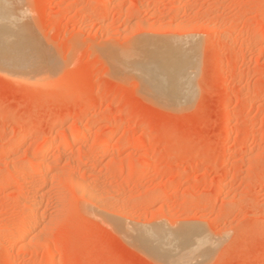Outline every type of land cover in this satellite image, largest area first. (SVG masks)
<instances>
[{"label":"rangeland","instance_id":"obj_1","mask_svg":"<svg viewBox=\"0 0 264 264\" xmlns=\"http://www.w3.org/2000/svg\"><path fill=\"white\" fill-rule=\"evenodd\" d=\"M0 7L37 69L0 64V264H264V0ZM172 50L185 96L146 66ZM145 227L205 241L163 263Z\"/></svg>","mask_w":264,"mask_h":264},{"label":"bare ground","instance_id":"obj_2","mask_svg":"<svg viewBox=\"0 0 264 264\" xmlns=\"http://www.w3.org/2000/svg\"><path fill=\"white\" fill-rule=\"evenodd\" d=\"M1 10H3L1 7H0V19H2V18H8V14L5 12V11H1ZM2 12H4V13H6V15L5 16H3L4 14L2 13ZM8 15V16H7ZM2 17V18H1ZM9 18L10 19H8L7 21H9V20H11L12 18L9 16ZM12 20H14V19H12ZM0 22H2V23H0V64L2 63V62H4L5 63V61H6V65H7V67L9 66V63H10V67H9V69H12V68H14V67H16V68H18V67H20L18 70V72L17 73H19L20 72V70L22 71L24 68H25V71H28V73H33L34 75H35V73L37 74V72L35 71V69L36 68H34L35 66H33V64L31 63V62H29L28 61V57L27 58H25V60H27L31 65H29V63L28 62H25V60H24V58H22V56H25L22 52H20V51H18V50H14V49H12V50H14V53L13 54H11L10 53V55H8L7 56V54L6 55H2V52H5L6 50V48L7 47H9V48H13V47H10L11 45H9L12 41H15V40H11V42L9 41V39L10 38H12L13 39V35L11 34V33H14V29L13 30H11L10 28H9V25L8 24H6V20H5V23H3L4 21H0ZM10 22V21H9ZM8 23V22H7ZM11 23V22H10ZM14 23H15V21H14ZM13 25V24H12ZM14 27V26H13ZM11 28H12V26H11ZM15 29H16V27H15ZM17 32L19 31L18 29L16 30ZM17 32H15V33H17ZM18 33H20V31L18 32ZM9 34H11L13 37H10V35ZM22 35V34H21ZM16 36V35H15ZM18 36V39H19V41H17V46L19 45V48H20V46L22 45V43L23 42H25V40H24V37H19V35H17ZM23 36V35H22ZM16 39V38H15ZM17 39V40H18ZM15 43H16V41H15ZM14 43V44H15ZM13 44V45H14ZM25 44V43H24ZM169 44V43H168ZM16 46V47H17ZM15 47V46H14ZM21 47H23V46H21ZM19 48H16V49H19ZM24 48V47H23ZM23 48L21 49V50H23ZM168 48V47H167ZM175 48L176 47H173V49L175 50ZM164 49V48H163ZM170 49V48H169ZM168 49V50H169ZM176 49H178V48H176ZM183 49V48H182ZM5 50V51H4ZM165 50V49H164ZM174 50H172V51H174ZM180 50V49H179ZM9 50H7V52H8ZM160 51V50H159ZM161 51H163V50H161ZM157 52V51H156ZM183 52H184V50H183ZM159 52H157V54H158ZM168 53V52H167ZM172 52H170V54H166V55H158L156 58H154L153 57V59H151L149 56H147V58L149 57L151 60H147V63H146V66L148 67V68H150V69H156L158 72H160L161 73V75H162V77L165 79V81H166V84H167V86L169 87V90H171V91H177V92H183L182 94H184V96H185V92L183 91L184 90V88H186L187 89V86H184L185 84H181V83H186L184 80L185 79H182V77H181V74H182V76H184L185 75V71H186V69L185 68H187L186 67V63L188 62V60H187V58H185V59H180V55L179 54H177L176 53V51H174V54L172 53ZM176 53V54H175ZM180 53H182V51H180ZM146 54V53H145ZM156 54V55H157ZM185 54V53H184ZM154 55V54H153ZM177 55V56H176ZM4 56L6 57H9L8 59H6V58H4ZM179 56V57H178ZM184 56H186V54L184 55ZM178 57V58H177ZM146 58V59H147ZM172 58V59H171ZM189 58V57H188ZM191 58V57H190ZM189 58V59H190ZM137 60H138V58H136ZM169 59V60H168ZM24 60V61H23ZM127 60V59H126ZM172 60V62H170ZM7 61H8V63H7ZM132 61H134V60H132ZM168 61H169V64H168ZM127 62V61H126ZM135 62V61H134ZM26 63H27V66H26ZM3 64V63H2ZM12 64V65H11ZM35 64V63H34ZM137 64V63H136ZM6 65H4L5 67H6ZM37 65V64H36ZM42 65V64H41ZM2 66V65H1ZM0 66V67H1ZM12 66V67H11ZM14 66V67H13ZM24 67V66H26V67H24L23 69H22V67ZM38 66V65H37ZM136 66V65H135ZM6 67V68H7ZM28 67V70H26V68ZM39 67V66H38ZM131 67V66H130ZM132 67H133V69L132 70H141V68H140V66L138 65V66H136L135 68H134V66L132 65ZM189 67V66H188ZM5 68V69H6ZM16 68H14V69H16ZM41 68V67H40ZM40 68H39V70H40ZM42 69V68H41ZM184 69H185V71H184ZM189 69V68H188ZM37 70V69H36ZM44 70V69H43ZM42 70V71H43ZM130 70V69H129ZM12 72V70H9V72ZM24 71V70H23ZM22 71V72H23ZM25 71H24V74H26V76H27V73H25ZM35 71V72H34ZM41 71V70H40ZM141 71H142V74H141ZM141 71H137V72H140V74H141V77H142V79H144V82L145 81H148V80H150V83L149 84H151V80H154V79H151V77L144 71V70H141ZM184 71V72H183ZM15 72V71H14ZM15 72V73H16ZM12 74V73H11ZM23 74V73H22ZM187 75H188V72H187ZM29 77L28 78H31V77H34V76H32V74H31V76L30 75H28ZM38 76V75H37ZM37 76H35V77H37ZM42 76V75H41ZM139 77V76H138ZM185 77V76H184ZM182 80V82H180ZM155 81V80H154ZM156 82V81H155ZM188 82V81H187ZM153 83V82H152ZM153 85H157V82L155 83V84H153ZM183 85V86H182ZM184 87V88H183ZM161 97V96H160ZM185 100H187V99H185ZM108 132V131H107ZM107 132H105V133H101V134H99L98 136L100 137V138H106L107 137ZM109 140V139H108ZM133 140V139H132ZM129 142H131V140H129ZM108 143V142H107ZM133 144L135 143L134 141L132 142ZM83 191H84V189H83ZM83 194H85V193H83ZM86 195H88V194H86ZM90 197V196H89ZM88 198V197H87ZM88 203V202H87ZM161 227V226H160ZM192 227V226H191ZM152 228H154V227H152ZM155 228H156V226H155ZM159 228V227H158ZM163 228H165L164 226H163ZM168 228V227H167ZM129 229V228H128ZM194 229V228H193ZM260 230V229H259ZM139 231V230H138ZM173 231V230H172ZM193 233H195L196 234V232H192V230L189 228L188 230H183V232L180 234V235H175L176 236V238L174 237V232H173V237L174 238H172L171 236H172V234L170 233V232H167V231H165L164 229H162V230H158V229H146V227H145V229H141L140 231H139V235H138V237H137V242L140 244V245H138L139 247L141 246V247H143V249H145L146 251H147V253H153V254H150V255H152V256H156L157 255V259L159 258V260L160 261H162L163 263H165V262H169L170 260L172 261H176L175 259H180L178 256V258L176 257H172V259H170L169 258V254L171 253L170 251H172V247H173V241H170L169 239H170V237H171V239H177V241L181 244V248L180 249H182L183 247H184V250H183V252L181 251V250H179V251H181L182 253H183V255H181V256H183L184 257V252L186 253L187 252V249L188 248H190L191 246H193L192 244H191V240H193V241H195L196 240V243H195V245H198L199 243H200V241H205L204 240V237H203V239L202 238H200V240L196 237L197 235H195V239H193ZM192 236V237H191ZM134 238V237H133ZM190 238H192L191 240H190ZM197 239L199 240L198 242H197ZM190 240V241H189ZM176 241V240H175ZM203 241L201 242L202 244H204L203 243ZM169 242H171V243H169ZM178 242H175V244L176 243H178ZM190 243V244H188V243ZM168 243L169 244H172V245H170V246H172V247H170L169 245H168ZM178 243V246L180 247V244ZM133 244V243H132ZM174 244V245H175ZM201 244V245H202ZM183 245H185V246H183ZM186 245H189L188 247H187V249H186V251H185V247H186ZM191 245V246H190ZM200 245V244H199ZM198 245V246H199ZM167 246H169L170 247V250H168V247ZM176 247H178L177 246V244L175 245ZM175 246H174V248H175ZM178 247V248H179ZM195 247V246H194ZM201 247V246H200ZM196 249H197V247H195ZM140 249V248H139ZM194 249V248H193ZM189 250L190 249H188V252H189ZM143 251V250H142ZM145 251V252H146ZM176 251V248H175V250L174 251H172V252H174L175 254H172L171 253V256H175L177 253H179V254H182L181 252H179V251H177V252H175ZM170 252V253H169ZM191 253V252H190ZM200 254V253H199ZM209 254V253H208ZM178 255V254H177ZM201 256H202V254H200ZM205 255V254H204ZM154 256V257H155ZM170 256V257H171ZM180 256V255H179ZM206 256H207V254H206ZM161 257V258H160ZM191 256H187V258L186 257H184V259L186 260H184L183 259V261L182 262H189V258H190ZM205 257V256H204ZM156 258V257H155ZM168 258V259H167ZM173 258H175V259H173ZM165 261H164V260ZM167 259V260H166ZM204 259V258H203ZM171 263V262H170ZM180 263H181V261H180ZM165 264H168V263H165Z\"/></svg>","mask_w":264,"mask_h":264}]
</instances>
